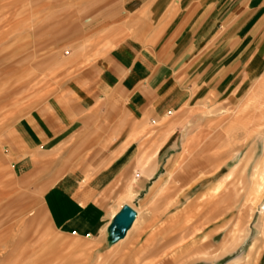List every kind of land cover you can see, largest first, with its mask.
Returning <instances> with one entry per match:
<instances>
[{"label":"rangeland","instance_id":"374dc122","mask_svg":"<svg viewBox=\"0 0 264 264\" xmlns=\"http://www.w3.org/2000/svg\"><path fill=\"white\" fill-rule=\"evenodd\" d=\"M92 2L0 0V264H227L245 254L241 264H264V70L234 95L184 106L123 141L126 147L138 141L140 165L110 186L105 199L111 207L98 235L64 234L51 224L46 189L67 172L89 182L113 160L94 167L89 154L97 146L111 149L132 123L121 105L96 94L94 65L102 53L83 32ZM52 103L69 122L82 120L87 132L59 150L38 148L34 169H15L27 145L21 125L55 109ZM164 144L145 190L138 195L135 183L123 192L138 174L148 176L142 163L150 171ZM184 146L190 149L172 180L156 187ZM207 155L217 159L218 170L198 176L197 163ZM124 202L140 214L121 232L111 213ZM227 248L234 249L229 260L219 259Z\"/></svg>","mask_w":264,"mask_h":264},{"label":"crops","instance_id":"0c3cea01","mask_svg":"<svg viewBox=\"0 0 264 264\" xmlns=\"http://www.w3.org/2000/svg\"><path fill=\"white\" fill-rule=\"evenodd\" d=\"M92 3L94 7L84 18L83 32L102 53L94 65L98 73L96 94L121 105L132 123L122 130L125 136L111 149L97 146L89 154L87 163L94 167L105 164L110 157L113 159L89 182L80 183L87 180V175L81 179V173H63L43 194V205L53 227L64 234L86 237L102 231L111 207L105 199L110 186L117 180H128L132 175L131 165H140L142 149L138 141L127 147L122 146L123 141L143 132L144 123L156 124L184 106L234 95L239 86L264 70V0H94ZM52 105L55 109L47 107L39 115L25 118L21 130L27 145L15 169H34L33 153L38 148L59 150L70 139L85 133L82 120L69 122L59 106ZM121 126H117L115 133L120 132ZM166 147L167 144L160 147L150 171L149 163H142L148 176L134 177L123 192L135 183L138 195L145 190L158 171V161ZM121 148L124 152L117 154ZM167 165L168 171L156 187L167 186L172 180L173 163ZM201 185H206L204 180ZM125 204L129 203L112 210L111 217ZM233 252L234 249L227 248L219 259L229 260L227 255ZM246 257L248 254L227 264H241Z\"/></svg>","mask_w":264,"mask_h":264},{"label":"bare ground","instance_id":"6f19581e","mask_svg":"<svg viewBox=\"0 0 264 264\" xmlns=\"http://www.w3.org/2000/svg\"><path fill=\"white\" fill-rule=\"evenodd\" d=\"M238 116V115H237ZM241 120V119H240ZM236 122H238V121H236ZM231 126V125H230ZM232 127V126H231ZM230 129V128H229ZM232 129H234L233 127H232ZM171 130V129H170ZM230 131V130H229ZM233 131V130H232ZM233 133H235V132H233ZM168 134H169V132H168ZM227 134H229V136H232L233 137V134H232V132L231 133H227ZM167 135V134H166ZM166 137V136H165ZM164 137V138H165ZM232 137H231V139L230 140H232ZM235 137V136H234ZM233 137V138H234ZM237 138V137H236ZM194 146V145H193ZM229 147V146H228ZM187 147L186 146H184V151H183V153L181 154V156H180V158L178 159V161L176 162V163H174L171 167V171H170V173H172V170L173 169H175V168H177L180 164H182L183 163V161H184V159L186 158V156H185V154L187 153V150H188V148L186 149ZM192 148V147H191ZM190 149V148H189ZM192 151V150H191ZM194 151V150H193ZM217 152V151H216ZM211 153V152H210ZM214 153V152H213ZM218 153V152H217ZM220 153V152H219ZM190 154V153H189ZM216 156V155H215ZM217 159L215 158V157H213V156H209V155H207V157H204V159H201V160H199L198 161V163H197V165H198V169H199V171H198V173L199 174H197L198 176L200 175V176H202L203 174H204V170H206V169H217L216 167H217ZM219 165V164H218ZM169 166V165H168ZM167 166V167H168ZM174 167V168H173ZM219 167V166H218ZM168 169V168H167ZM218 170V169H217ZM214 173V172H213ZM202 174V175H201ZM206 175V174H205ZM209 175V174H208ZM205 177V176H204ZM201 179V178H200ZM169 180V179H168ZM168 180H167V182H168ZM132 183H134V181L132 182ZM134 186V185H133ZM130 187V186H129ZM131 188V187H130ZM218 189H219V186H216L215 187V189L213 190L214 191V193L216 194L217 193V191H218ZM129 190V189H128ZM129 195V194H128ZM127 205H129V204H125L122 208H121V210H119V212H114L113 214H112V217H111V224H115V222H116V218H117V216L121 213V211L123 210V208L125 207V206H127ZM129 206H131V205H129ZM134 210H135V213H136V215H135V218L133 219V221H132V223L130 224V225H132L134 222H136V220L138 219V217H139V211L136 209V208H134L133 206H131ZM120 209V208H119ZM252 210V209H251ZM117 211V210H116ZM251 214H253V210L251 211ZM251 218V217H250ZM135 224V223H134ZM133 224V225H134ZM109 225V224H108Z\"/></svg>","mask_w":264,"mask_h":264},{"label":"water","instance_id":"95a60500","mask_svg":"<svg viewBox=\"0 0 264 264\" xmlns=\"http://www.w3.org/2000/svg\"><path fill=\"white\" fill-rule=\"evenodd\" d=\"M135 215V210L131 206L127 205L123 208L121 213L116 218V226L121 232H124L126 228L130 226L135 218Z\"/></svg>","mask_w":264,"mask_h":264},{"label":"built area","instance_id":"2783aa9c","mask_svg":"<svg viewBox=\"0 0 264 264\" xmlns=\"http://www.w3.org/2000/svg\"><path fill=\"white\" fill-rule=\"evenodd\" d=\"M139 175V174H138Z\"/></svg>","mask_w":264,"mask_h":264}]
</instances>
